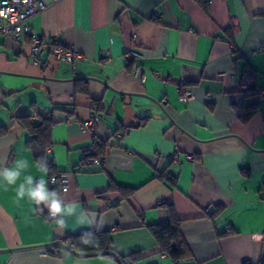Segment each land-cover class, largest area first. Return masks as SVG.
<instances>
[{
	"label": "crops",
	"instance_id": "obj_1",
	"mask_svg": "<svg viewBox=\"0 0 264 264\" xmlns=\"http://www.w3.org/2000/svg\"><path fill=\"white\" fill-rule=\"evenodd\" d=\"M29 24L81 57L66 64L43 53L34 63L27 41L0 35V126L7 130L0 161L29 165L15 185L0 187V264H119L69 249L51 253L53 242L92 230L110 231L119 255L140 251L134 264H173L149 230L168 219L160 201L182 220L190 256L178 264H259L264 0H51ZM130 49L139 54L136 75L125 56ZM247 69L251 78L241 89ZM183 90L192 95L188 101L179 99ZM247 111L253 113L241 121ZM37 114L52 115L47 157L69 173L68 191L59 196L77 205L64 226L40 211L43 205L17 197L27 175L43 177L51 190L49 172L36 167L17 121ZM92 119L95 132L82 131ZM95 139L109 143L102 162L84 164L83 150ZM164 170L174 185L156 177ZM110 183L133 192L125 197ZM206 208L218 212L211 218Z\"/></svg>",
	"mask_w": 264,
	"mask_h": 264
},
{
	"label": "trees",
	"instance_id": "obj_2",
	"mask_svg": "<svg viewBox=\"0 0 264 264\" xmlns=\"http://www.w3.org/2000/svg\"><path fill=\"white\" fill-rule=\"evenodd\" d=\"M203 5L205 6V4ZM131 65L132 62H128V67L131 68ZM82 89L87 93L88 90L85 82ZM252 113L253 111L245 112L240 117L241 121H246ZM148 118L149 117L142 118L136 126H143ZM17 121L29 135L26 141V148L30 150L34 161L37 162L40 158L46 159L49 168V178L53 175H57L60 171L55 169L53 161L47 157L46 153L47 149L52 144L51 130L54 125L52 115L43 116L37 114L34 119L30 115H24L17 117ZM6 131L4 126H0V136L5 134ZM108 146V141L95 139L91 146L83 150L82 163L86 164L98 157H103ZM156 177L159 180H167L171 185L175 184V179L169 175L167 170L160 172ZM109 189L118 190L125 197L133 192L132 189L123 188L113 183L109 184ZM51 190L57 193L60 192L57 186L51 187ZM158 206L166 210L168 219L166 222L150 225V233L159 245L160 252L167 255L173 264H178L180 260L190 256L187 242L181 232L182 220L176 215V211L172 204L166 201H160ZM216 212H218V210ZM216 212L211 213L210 217L212 218ZM220 235H223V233ZM83 240H89L90 243H83ZM51 246L53 247L51 253L69 249L83 256L99 255L109 257L119 264H134L142 258V253L140 251L128 255H119L113 247L111 233L108 230H92L68 234L64 240L53 242ZM259 264H264V259H262Z\"/></svg>",
	"mask_w": 264,
	"mask_h": 264
},
{
	"label": "built area",
	"instance_id": "obj_3",
	"mask_svg": "<svg viewBox=\"0 0 264 264\" xmlns=\"http://www.w3.org/2000/svg\"><path fill=\"white\" fill-rule=\"evenodd\" d=\"M51 0H0V35L9 37L15 41H27L29 43V55L33 58V62H38V56L46 53L49 57L62 63H70L81 57L80 53L68 45H64L58 41L55 36L49 39L42 38L40 34L34 30L30 24L29 19L35 14L41 12L48 5ZM152 16L156 19L161 17L158 11H152ZM128 62H132L131 72L136 75L140 66L136 63L139 57L138 52L130 49L125 54ZM158 75V73H156ZM251 71L245 70L239 87L245 89L251 78ZM260 94L264 92L260 91ZM192 97L187 90L182 91L180 96L181 101H188ZM82 131L90 130L95 132V124L93 119L80 126ZM123 133L119 134V137ZM186 159L190 162L196 160L193 154L186 155ZM170 160L176 161L175 156L170 157ZM96 164H101L102 157L93 160ZM51 187L57 186L60 193L68 191L70 185V177L67 171H60L57 175H53L48 179ZM211 210L206 208L204 213L210 214ZM49 215V214H48ZM50 217V216H49ZM51 218V217H50Z\"/></svg>",
	"mask_w": 264,
	"mask_h": 264
},
{
	"label": "clouds",
	"instance_id": "obj_4",
	"mask_svg": "<svg viewBox=\"0 0 264 264\" xmlns=\"http://www.w3.org/2000/svg\"><path fill=\"white\" fill-rule=\"evenodd\" d=\"M28 167L29 165L26 160L16 161L14 167H6L4 166V162L0 161V187L5 183L7 185H15ZM36 167L41 173L47 175L49 168L46 159L40 158L37 160ZM25 196L37 206L43 205L40 211L46 208L49 216L59 226H64V217L73 216L77 213V205L75 203L66 204L56 191L50 190L47 187V181L43 177L38 180H34L31 175L24 177V182L20 183L17 188V197L23 199ZM79 219L83 223L87 220V217L81 212ZM82 242L86 244L90 243L89 240H83Z\"/></svg>",
	"mask_w": 264,
	"mask_h": 264
}]
</instances>
